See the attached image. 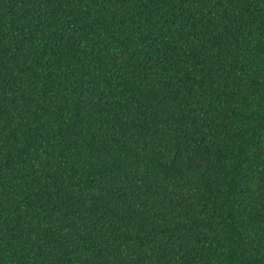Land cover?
Segmentation results:
<instances>
[{"label": "trees", "instance_id": "trees-1", "mask_svg": "<svg viewBox=\"0 0 264 264\" xmlns=\"http://www.w3.org/2000/svg\"><path fill=\"white\" fill-rule=\"evenodd\" d=\"M0 264H264V0H0Z\"/></svg>", "mask_w": 264, "mask_h": 264}]
</instances>
